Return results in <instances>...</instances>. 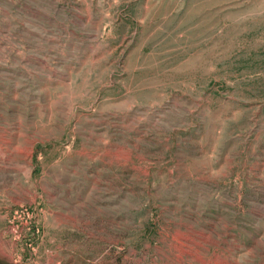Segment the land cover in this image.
<instances>
[{
    "label": "rangeland",
    "instance_id": "1",
    "mask_svg": "<svg viewBox=\"0 0 264 264\" xmlns=\"http://www.w3.org/2000/svg\"><path fill=\"white\" fill-rule=\"evenodd\" d=\"M0 264H264V0H0Z\"/></svg>",
    "mask_w": 264,
    "mask_h": 264
}]
</instances>
